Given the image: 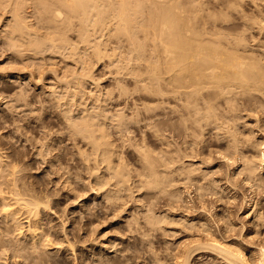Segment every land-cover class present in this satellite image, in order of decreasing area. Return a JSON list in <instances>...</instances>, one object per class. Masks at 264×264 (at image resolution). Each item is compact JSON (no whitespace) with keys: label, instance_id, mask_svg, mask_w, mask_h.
I'll list each match as a JSON object with an SVG mask.
<instances>
[{"label":"rangeland","instance_id":"obj_1","mask_svg":"<svg viewBox=\"0 0 264 264\" xmlns=\"http://www.w3.org/2000/svg\"><path fill=\"white\" fill-rule=\"evenodd\" d=\"M45 2L46 0H37V2L36 0H27V4H30L27 8V11L29 12L27 13V15L29 14L28 19H32L29 21V23L31 21L33 22L30 23V26H33L34 24L32 28L36 30V33L39 29V34L40 36H42L41 38L44 41H47L48 44L51 43L50 41L52 40H57L56 42H58V38L65 39V41L67 38L66 44L68 43L69 45L67 44L64 47L59 46V49L57 48L59 52H55V49H51V45L49 46L47 44L46 48L43 49V51L36 52L32 50L30 51L32 52L31 54L30 52H28L30 56H34L33 58L28 55L27 61H29L30 63L24 62L27 63L24 64L18 62L19 60L17 59V56H15V52H13L14 49L12 47H9L11 46L10 44H7L5 34L3 35L4 32H0V35H2L0 37V154L3 158L2 160L4 164L7 165L6 167L9 166L8 168H10L15 165L14 167L17 170L19 169L17 175H19L18 178L21 182L18 184L21 185V183H24V185L28 187V189H33L37 194H39L40 197L45 196L43 199H45L47 196L49 197L48 199L51 200V208L46 211L47 213L44 212L41 215V221H43L45 224L40 221V223L45 225V234H50H48L49 236L46 237L47 242L45 241V243H48V240L51 241L46 244L48 245V247H44V249L41 247L43 251H45L47 248L46 251L48 252L45 251V255L49 253L48 255H46L47 257H45V255L43 254L44 257L48 259L50 257H53V259L56 258L57 260L61 257V262L66 260L64 264H175L176 258L183 255L181 253L187 251V248L188 250L190 248L191 251L199 248L197 251L193 252L194 255L192 253L190 264H230L231 262L228 258L225 259H228L227 261L230 263H228L223 258L224 255H219V253L215 250L217 252L216 254V252L213 251L212 247L209 246L208 249H205V246H207L206 243H204L205 246L201 243L196 245L199 242L198 240L202 239L201 235H199V233L195 231L197 229L195 228L194 230L190 227V224H195L196 221L199 224L201 222L209 224L208 226H211L210 229L217 238L222 240L225 239V241L234 244L236 248L239 247L240 250L243 249L242 251H244V254H246L247 257L250 256L251 258L252 255L250 254L255 253L253 254V257H257L255 259L260 260V250L258 251V249L262 246L264 247V242H261L260 239L257 240V237H254L255 234L251 233L252 224L250 223L253 220L251 217L255 216V211L260 210L262 214H264V158L261 159V156L264 155V145L262 146V144H264V93L262 94V92L264 91L259 93L253 90L252 92L247 94L244 92V94L242 93L243 90L241 88V90L237 88V91L239 90V92H237L236 90L234 92V96H236V99L234 98L235 101L233 99H230V101L233 100V102L228 103V99L225 102L226 99L222 96L216 97L215 92H217V90L213 91L211 89V92L205 90L204 95H210L207 97L205 96V98L207 99L209 105H213V114H215V116L217 115L216 118L210 113H208V116H213L211 119L206 116L207 112L209 111H206V109L208 108H205L208 104L205 98L204 100L199 101V105L204 107V113L202 110V112H200L203 115L194 112L195 115L193 113L194 116L192 115V119L190 118L191 116H183V113L187 110L184 109L186 108V106L182 105L185 104L182 103V99L178 97L173 99V95L172 97L168 95V98H166L167 100L164 101L159 95H157L159 96L157 97L155 94H150V92L142 89L144 85H147L148 83L150 84V79L149 81H147V78L146 81L140 79V81L137 76H135L136 73L141 75L145 74L148 72L147 70L151 68L149 64L152 63V60L151 58L148 59L150 56L148 54L153 50L154 43L152 40L145 41L147 48L146 50L149 51H146V58L144 57L139 60L136 54L132 52V50H128L132 49V47L126 37L120 36L118 37V40L115 36H112L113 38L110 37L106 33V31L105 34H102L103 31H99L97 35L89 36L92 39H87V36H82V33L84 32H82L83 30L80 27L82 23L78 18H75V16L72 17V15L68 13V11H66L67 9L64 8V11L62 7L60 9L65 12V17L63 16L64 18L62 20L59 19L56 21V19H54L55 17L53 12L48 14V12L44 10V8H46L47 10H51L54 7L44 6ZM175 2L178 3L177 5H179V8H186H184L186 11V15L190 14L192 17L189 15L188 16L191 18L196 17V20L199 22L197 23L198 25H202L204 21L207 23L209 22L210 25L209 23L207 24V26H209L207 27V29H209L212 24H216V26L218 27L216 28V30H221L222 32L226 33L224 35V33L220 31L226 38L231 39L230 41L228 39V41L232 42L233 44L230 45V43V46L240 49V51L242 52H240L241 54H248L246 56H252V59H257V62H260L264 67V0H177ZM45 5L49 4L46 2ZM147 8L148 7H146L144 11H148L149 9ZM38 10H44V13H39L38 16ZM46 14L49 19L47 18ZM146 14L148 15V12H146ZM45 16L48 20L44 19ZM6 17L5 22H3L2 24L6 25L10 22V15H6ZM39 17L40 19H42L43 17V19L40 21ZM71 17L77 20H70L69 18ZM213 19L215 21H213ZM54 20L55 24L58 25L60 22V25H53ZM65 22L67 25H65ZM106 23L109 26L108 23L110 22L106 21ZM51 26L53 29L50 28ZM53 26H55L56 28ZM59 27L62 29H60ZM214 27L215 25H212L211 27L212 29H214L212 33L215 32ZM59 29L60 31L63 30V33H59ZM90 30L91 28H89V31ZM36 36L40 37L37 34ZM62 36L65 38H63ZM53 37H55V39ZM80 37L83 39H81ZM98 37L99 39H97ZM138 37H140L141 41L145 39L142 33L139 34ZM236 39L238 41L240 39L242 45L239 42L238 46L237 43L234 46V42L237 41ZM94 41H97L98 45H103L105 43L104 45H106L107 53L112 56L107 57L108 55H106L104 58L100 59V61H98V57H96L97 60H95L96 58L89 59L91 61H94L92 63L93 68L89 69L88 64L91 62L88 60V58H90L92 54V58L95 57V55L97 56V43H95ZM98 41H100V43ZM91 44L95 46L93 47V45ZM56 45L58 44L56 43ZM227 45L228 44H226L225 48L228 49L230 46L228 45V47ZM71 46H73L72 48H75L74 52L72 51ZM107 46L109 48H107ZM86 47H90V49ZM48 48H50L51 50ZM93 48L96 50H94ZM34 52L36 55H38L36 56ZM42 53L45 55H40ZM113 53H115V55H113ZM78 55H80L82 60L81 58H78ZM75 57L77 58L75 59ZM15 58L17 60H15ZM35 58L38 59L35 60ZM83 59L85 62L88 61L89 63H85ZM30 60H32L33 62ZM142 60L146 61L144 62ZM84 64H86L87 66ZM89 66H91V64H89ZM38 67L39 70H37ZM35 68L36 72L34 71ZM85 69L91 71L90 75H92L91 78L92 80L94 79V83L92 80V82H86L90 80L82 78L86 75L88 76V78L90 76L88 70ZM128 69L133 70L130 72ZM85 72L86 74H84ZM32 73H34L35 75L32 76ZM36 73L39 74L36 75ZM18 75L20 76V79H18ZM6 76H9L8 79L6 78ZM145 76L147 77V74ZM166 76L169 77L168 75ZM76 77L78 79H76ZM81 79H84L82 81V84ZM168 79L169 78H167V80ZM68 80L70 81L69 83H67ZM75 80L79 81L78 84H80V86L83 85L82 92L85 93L84 95L83 93L79 94L84 98L82 99V97H79L80 102H84L83 106H86V108L89 107V110L91 109L92 111L95 108L94 111L100 110V113L103 112L104 115L105 113L106 115H108L106 118V121L107 119L109 120L107 121V125L109 128L108 131H111L109 133L112 134V137L110 135V141L114 143L112 145H115L114 148H116L117 150H115V157L119 158V156L121 155L119 161L118 158L116 159L114 157V159H116V163L120 164V166L122 167L127 165L128 169L126 167L124 168L125 170H129V174H127L129 177L127 179H130V182L128 180L127 181L130 185L125 184L126 186L123 185L124 188H121V186H119V188L117 189L114 184V182L116 183V178L111 176V173L107 171L103 166L104 164L96 163L95 159L98 157V154L96 152L93 153L91 147H87L86 142L82 140V136L75 134L74 128H72L74 126L73 123L79 122L80 117L83 116V110H81L80 106H77L80 103L78 99H76L77 102L75 101L76 103H78L77 105L72 101L75 99L74 95L76 93L74 91L77 92V86H79L77 84V81ZM69 85H75L76 89H74L73 86L72 88L74 89V91H71L73 89L71 88L70 90ZM139 87H141L142 90ZM121 88H123V90L125 91H123ZM83 89L86 90L84 91ZM21 90H23L24 92H21ZM54 90L57 92H55ZM69 92H73L75 94H72L71 96ZM205 92L209 93L207 94ZM215 97L217 100L215 99ZM211 99H214V101ZM99 100L103 102L99 103ZM162 100L164 101L163 104ZM158 102L159 104H157ZM201 102H204L203 104H206V106H204ZM143 103L147 108L143 105ZM134 105L138 109L137 111L135 110L136 108L133 107ZM209 105L207 107H209ZM231 105H233V107ZM97 106H99V108ZM76 108L80 109L77 110ZM103 108L105 111L102 110ZM182 108L184 109V111ZM67 109L68 111H66ZM67 112L69 113L70 117L65 119L67 117L65 115L67 114ZM118 113L123 114L120 115ZM73 114L74 116L72 117ZM78 114H80L81 116ZM110 115L113 117H111ZM125 115H127V119L124 117ZM181 115L184 118L186 117V120L183 118L186 125L188 123L187 121H189L187 120V118L191 119L187 126L182 123V117H179ZM109 116L111 117V119ZM197 116L202 118H199ZM118 117H120V119L122 117L124 120H128L129 122L127 121L125 125V122L119 120ZM152 118L154 119L152 120ZM195 118H199L198 121L200 123H196ZM231 118H234L235 120ZM129 119H134V121H130ZM113 120H116L117 122L114 121L116 122L114 124ZM213 120L214 122H212ZM122 123L125 125V127H123L124 125H122ZM217 123L219 125H217ZM228 125H231L233 129ZM188 126H191L189 130ZM221 126H225L231 131L233 130L232 136L230 138L228 137L230 136V134L227 135L229 129L223 127V131ZM214 127L218 128L215 129ZM234 127H236V131ZM128 130H131V132H129ZM234 131L236 132V134L234 133ZM233 134L237 136V138L235 139L243 141V143L242 141L241 143L239 142V146L240 148L243 147L242 152H244L245 157L248 156L249 158H252L254 156H257L258 152L260 154L259 160L260 165L262 164L260 166L261 168L259 167L260 170H257V172L255 173L257 175H253V178H251V181L249 182L246 172H241L243 169L242 164L244 162L242 161L244 156L242 153L239 152L242 155H240L239 153L235 155L237 161L235 159H231L232 162L231 160L229 162H227V160L225 161V156L233 152V148L230 147L233 146V144L228 143V140L230 142L232 137H236ZM79 136H81V138ZM162 138L163 140H161ZM247 138L248 140H253V143H258L259 141L261 143V146L258 145L259 150H255L256 148L251 146V144H253L252 141H247L248 143H251L249 146V144L246 142ZM244 143H247L246 145H248V147ZM141 144H144V146L146 147ZM245 147L247 149L244 150ZM142 148L144 150L146 149L147 151H145L147 153H150L151 155L153 154V157L157 155L158 159L157 157L156 159L158 164L161 162V158L162 160L164 158L167 159L165 160V162L163 161L164 163L161 162V164H164H162L163 166H161V164H159L160 166L157 164V169L155 170L159 169L156 172L160 173L165 171V174L163 173L164 176L162 173V176L160 174L158 175V177L161 176V180L164 179L163 181H165L167 180V178H171V182L168 183V186H165L168 189L164 188L165 190H163V188H158L159 190H156L155 187L149 185L146 177L147 179L151 178L152 180V176L149 177L150 175L146 173L147 171H149L147 170L148 167L146 168L147 165L149 166V163L145 156L143 159L142 153L145 155L146 152L144 153V150ZM227 148L229 150H227ZM111 149H113V147ZM140 149L143 150L142 153ZM162 151L164 154H169V156H171V159L173 158L171 160L172 165L170 163L168 165L166 164V161L169 160L167 157L169 156L163 154L162 157ZM168 151L170 153H168ZM154 152L156 155H154ZM224 153H226V155ZM94 155L97 157H94ZM85 157L87 158L85 159ZM92 157L94 159H92ZM240 157L242 158V160ZM91 159L94 162L91 161ZM120 160H124V164L126 165H122ZM88 161H91V163H88ZM145 163L148 164L145 165ZM164 166H166V169L168 170L164 169ZM192 170L193 172L195 170L193 175H191ZM95 171H98L99 174L96 173L95 175ZM125 172L127 173V171ZM185 172H187V174ZM166 173L168 175L170 174L169 177L165 176L167 175ZM93 174L95 176H103V178L105 176L104 179L113 178L112 180L114 182L109 179L110 181L108 180L109 182L107 181V184L104 185L107 188L104 186H98L95 184V176ZM141 174L143 175L141 176ZM146 174L148 176H146ZM143 176L145 178L142 179L141 177ZM162 177L164 178L162 179ZM204 177L206 180L204 179ZM140 178L142 180H140ZM141 181L143 182L141 183ZM146 181L148 183H146ZM169 181L170 179L167 180V182ZM110 182L111 186L109 184ZM145 183L149 185V188ZM172 183L173 185L171 186ZM142 184L143 186H141ZM213 185L216 188H214ZM202 186L205 190L202 188ZM111 187H115L117 190L114 191L115 188L112 189ZM150 187L152 188L150 189ZM260 187H262V189ZM110 188L111 195L113 197H117L120 195L119 198L117 197L113 199V197H109V195L106 196ZM196 188H201L200 190H203L199 191V189L197 190ZM119 189L121 190L120 193ZM167 190H169L170 192ZM198 191L199 193L201 192L202 195H200ZM114 194H116L117 196H114ZM110 201H112V203ZM255 207H257L258 209ZM251 213L252 215H250ZM20 214H18L19 217L18 223L15 225L16 228H14V226L12 227L13 233L11 234V236L14 240H17V238L21 236L18 229L19 227L20 229L22 227V231L20 232L24 233H22V237L20 239H23L21 241H26L25 236L28 235L26 233L29 232V228L32 227L34 229V225L30 224L26 215H23L22 213ZM147 216H149L150 219ZM151 216L153 218L157 216L160 217V219H157V217L156 220L151 219ZM228 216L231 217L232 220ZM0 218V221L2 222V216H0ZM161 218H163L162 222ZM168 218H171V220H173L168 221ZM135 220H137V222ZM150 220H152L153 222H157L158 220H160V222H157V226V223H154V226L153 222ZM179 220L190 224L186 227L187 224L183 225V223L181 222L180 225ZM188 220L189 222H187ZM149 221L152 223H150ZM177 221L179 222L178 225L177 223H175ZM62 222H64V224H62ZM167 222H170L171 224ZM151 224L153 227L151 226ZM160 224L161 226H159ZM63 226L65 229L63 228ZM188 227L192 230L190 231ZM23 229H25V231ZM186 229L189 230L187 231ZM15 230H18V232ZM26 230L28 232H26ZM258 231L259 234H262L261 236L264 240V227H260ZM198 235L200 236L199 239ZM67 238L70 241L76 243L74 244L73 249L64 248L67 245V243H64V240L66 242ZM200 242L205 241L204 239H202ZM62 244H64V246H62ZM238 244L240 246H238ZM199 245H202V247L204 248H200ZM59 246L62 248L58 254V252L56 253V250ZM196 246L198 248H196ZM54 252L56 253V256H54ZM57 255H59L58 258ZM3 258L5 259V257ZM4 259H0V264L4 262ZM99 261L101 263H97ZM13 263L14 261L10 262V264Z\"/></svg>","mask_w":264,"mask_h":264},{"label":"bare ground","instance_id":"obj_2","mask_svg":"<svg viewBox=\"0 0 264 264\" xmlns=\"http://www.w3.org/2000/svg\"><path fill=\"white\" fill-rule=\"evenodd\" d=\"M29 1V0H28ZM43 1V0H42ZM177 1V0H175ZM174 0H46V2L49 4V5H45L44 6H52L54 7L53 9H46L44 8V10H46L49 13H52L54 14V19L57 20H62L65 16H64V13L62 11V8H66L68 11V13H70L72 15V17L75 16V18H78L79 21L82 23L81 24V28H82V33L83 35L82 36H87L85 38L89 39L91 35H97V33L100 31L103 33L102 34H105V31L106 33L112 37V36H115L117 39L118 37L120 36H123V37H126L128 39V41L130 42L129 44L131 45L132 49H128L129 51L132 50L133 53L136 54V56L138 57L139 60H141L142 58H146V51H149V50H146V42L147 40L149 41H153L154 43V46H153V50L151 51V53H149L148 55L150 59L152 60V63L149 64V66H151L150 69H148L147 71H143V72H147L145 74H137L135 76H137V78L140 80V79H143L144 81H146V78L148 79L147 81H149L150 79V84L148 83L147 85H144V87L142 89L153 93L155 94L156 96L159 95L161 97V99H163L164 101L167 100L166 98H168V95H170L172 97V95L174 97H172L173 99L178 97L180 99H182V103H185V104H182V105H185L187 111H185L183 113V116H191L190 118L192 119V117L195 115V113H200L204 110V107H202L200 104V100H204L205 96H210V95H204V91L208 90V91H216L215 94H216V97L217 96H222L223 98H225V102L227 101V99L229 100L228 103L230 102H233L234 98L236 96H234V92L235 90L237 91V88H239V90H243L242 93H250L252 92L253 90H255V92H259L261 93L262 91H264V67L261 65V63L257 62V59L255 60V58L252 59V56H246L248 54H241L242 52L240 51V49H238L237 47H233V46H230V45H233L232 42H229L231 39L229 38H226L224 35L226 33L222 32L221 30H216V28H218L216 26V24H212L213 26L215 25V32L212 33L214 31V29H212V25L209 29H212V30H209L207 29V22L204 21V23L201 25H198L197 23H199L197 20H196V17L195 18H191L192 16L190 14H187L186 15V11L184 8H179V5H177L178 3H176ZM37 2V0H36ZM39 2V1H38ZM175 2V3H174ZM182 3V2H181ZM31 4V2H30ZM30 4H27V0H0V32H4L3 35L5 34V39L7 41V44H10L11 46L9 47H12L14 49H12L13 52H15V56H17V59L19 60L18 62H21V63H24V62H29L27 61L28 60V55L30 51H36V52H40V51H43V49L46 48V45L48 44L47 41H44L40 36V31L38 29L37 33L35 32L36 30L33 29L32 27L33 26L31 25L30 26V23H33L32 21L29 23L30 20L32 19H28V15L27 13H29L27 11V8L29 7ZM37 4V3H36ZM41 5V4H40ZM43 5V4H42ZM32 7V6H30ZM143 7H148L147 9H149L148 11H144L145 8ZM36 8V7H35ZM51 8V7H50ZM143 8V9H142ZM34 9V8H33ZM40 9V8H39ZM42 9V8H41ZM30 10V9H29ZM43 10V11H44ZM37 11V10H36ZM39 11V10H38ZM42 10H40L38 12V16H39V13L42 14L43 12ZM65 11V9H64ZM145 13H144V12ZM34 12V11H33ZM146 12H148V15L146 14ZM44 13V12H43ZM188 13V12H187ZM10 15L11 17V20L9 23H7L6 25L5 24H2L3 22H5V19L7 18L6 15ZM35 14V13H34ZM67 14V13H66ZM65 14V15H66ZM147 17H146V15ZM45 15V14H43ZM191 17H189V16ZM42 16V15H41ZM40 16V17H41ZM47 16V14H46ZM44 19H47V18ZM64 16V17H63ZM6 17V18H5ZM9 17V16H8ZM39 17V19H40ZM71 17V18H72ZM37 18V17H36ZM35 18V19H36ZM68 18V17H67ZM69 18L70 20H73L74 18ZM43 19V17H42ZM40 19V21L42 20ZM49 19V18H48ZM47 19V20H48ZM215 19V18H214ZM213 19V21H215ZM65 20H68V19H65ZM63 20V21H65ZM74 20H77V19H74ZM73 20V21H74ZM196 20V21H195ZM263 20V19H262ZM46 21V20H45ZM51 21V20H50ZM49 21V22H50ZM106 21H109L110 23L109 26L107 25ZM211 21V20H210ZM44 22V20H43ZM47 22V21H46ZM72 22V21H70ZM58 23V22H57ZM214 23V22H213ZM261 23V22H260ZM52 24V23H51ZM50 24V25H51ZM62 24V23H61ZM73 24V23H72ZM206 24V25H205ZM53 25H60V22L59 24H55V20L53 22ZM64 25V24H63ZM65 25L66 22H65ZM68 25H69V22H68ZM71 25V23H70ZM80 25V24H79ZM83 25V27H82ZM210 25V23H209ZM259 25V23H258ZM262 26V25H261ZM8 27V28H7ZM37 27V26H36ZM55 27V26H53ZM62 27V26H61ZM63 27H66V26H63ZM68 27V26H67ZM70 27V26H69ZM38 28V27H37ZM49 28V27H47ZM52 28V26L50 27ZM56 28V27H55ZM60 28V27H59ZM73 28V27H72ZM89 28H91V30L89 31ZM263 28V27H262ZM53 29V28H52ZM62 29V28H60ZM59 29V33H63V30L60 31ZM65 29V28H64ZM68 30V29H67ZM81 31V30H79ZM224 33V35L221 33ZM57 32V33H58ZM65 32V31H64ZM43 33V32H41ZM50 33V32H49ZM53 33V32H52ZM51 33V34H52ZM66 33V32H65ZM86 33V34H85ZM143 34L144 35V40H140V37H138L139 34ZM2 34V33H1ZM39 35L40 37H37L36 36ZM56 34V33H55ZM81 34V33H80ZM53 35V34H52ZM57 35V34H56ZM59 35V34H58ZM66 35V34H65ZM239 35V34H238ZM2 35H0L1 37ZM50 36V35H49ZM67 36V35H66ZM92 36V37H93ZM107 36V35H106ZM227 36V35H226ZM230 36V34H229ZM56 37V36H55ZM55 37H53L55 39ZM60 37V36H59ZM63 37V36H62ZM109 37V38H110ZM3 38V37H2ZM65 38V37H63ZM81 38V37H80ZM94 38V37H93ZM104 38V37H103ZM107 38V37H106ZM113 38V37H112ZM122 38V37H121ZM244 38V37H243ZM4 39V40H5ZM51 39V38H50ZM83 39V38H81ZM92 39V38H90ZM95 39V38H94ZM99 39V37L97 38ZM111 39V38H110ZM124 39V38H123ZM142 39V38H141ZM229 39V41H228ZM234 39V38H233ZM232 39V40H233ZM52 40V39H51ZM86 40V39H85ZM105 40V39H104ZM108 40V39H106ZM119 40V39H118ZM121 40V39H120ZM237 40V39H236ZM235 40V41H236ZM3 41V40H2ZM49 41V40H48ZM57 40H52L50 41L51 43H49L48 45L50 46V48L52 49H55L54 51L55 52H59V50H57V48L59 49V46L60 47H64L66 44V41H67V38H66V41L65 39H59L58 38V42H56ZM83 41V40H82ZM89 41V40H88ZM88 41H85V42H88ZM58 45H56V43ZM84 42V41H83ZM91 42V40H90ZM95 42V41H94ZM100 43V41H98ZM102 42V41H101ZM104 42V41H103ZM106 42V41H105ZM109 42V41H108ZM107 42V43H108ZM240 42V39L239 41L237 40L236 42H234V46L236 45L237 43V46H238V43ZM244 42V41H243ZM97 43V41L95 42ZM122 43V42H121ZM148 43V42H147ZM231 43V44H230ZM241 43V42H240ZM6 44V43H5ZM6 44V45H7ZM105 44V43H104ZM103 44V45H104ZM127 44V43H126ZM226 44H230L228 47L231 48V49H227L225 48L226 47ZM69 45V44H68ZM85 45H90V44H85ZM93 45V44H91ZM98 45L97 43V56L95 55V57H91L88 58L89 59H95L96 57H98V61H100V59L104 58L106 55H108L107 57L109 56H112L110 54L107 53V49H106V45ZM150 45V44H149ZM240 45V44H239ZM242 45V43H241ZM48 46V47H49ZM95 45H93L94 47ZM102 46V47H101ZM245 46V45H244ZM249 46V45H248ZM73 46H71L72 48ZM242 47V46H241ZM48 48V49H50ZM86 48H89L90 47H86ZM107 48H109L107 46ZM47 49V51H48ZM50 49V50H51ZM65 49V48H64ZM88 49V50H89ZM94 49V48H93ZM117 49V48H116ZM115 49V50H116ZM75 48H72V51L74 52ZM96 50V49H94ZM113 50V49H112ZM45 51V50H44ZM111 51V50H109ZM108 51V52H109ZM114 51V50H113ZM245 51V50H244ZM52 52V51H51ZM62 52V51H61ZM71 52V51H70ZM116 52V51H115ZM241 52V53H240ZM32 52H30L31 54ZM46 53V52H44ZM54 53V52H53ZM72 53V52H71ZM107 53V54H106ZM132 53V54H133ZM35 54V52H34ZM36 55V54H35ZM38 55V54H37ZM36 55V56H37ZM40 55H45V54H40ZM72 55V54H70ZM113 55H115V53H113ZM134 55V54H133ZM132 55V56H133ZM147 55V56H148ZM14 56V57H15ZM30 56V55H29ZM79 57L78 58H81L80 55H78ZM254 56V55H253ZM30 57H33L34 56H30ZM29 57V58H30ZM71 57V56H70ZM116 57V56H115ZM114 57V58H115ZM77 57H75L76 59ZM113 58V57H112ZM15 58V60H17ZM32 59V58H31ZM38 59V58H35V60ZM74 59V58H72ZM137 59V58H136ZM82 60V58H81ZM87 60V59H86ZM97 60V58L95 59ZM110 60V58H109ZM147 60V59H146ZM146 60H142V61H146ZM32 61V60H30ZM79 61V60H78ZM84 61V59H83ZM91 63H89L88 61H86L87 63L91 64V66H89L88 64V68L89 69H92L93 66H92V63L94 61H91L89 60ZM134 61V59H133ZM261 61V60H260ZM33 62V61H32ZM85 62V61H84ZM85 62V63H86ZM112 62V61H111ZM138 62V61H137ZM147 62H151V61H147ZM30 63V62H29ZM116 63V62H115ZM114 63V64H115ZM140 63V62H139ZM16 64V63H15ZM24 64H27V63H24ZM118 64V63H117ZM148 64V63H147ZM29 65V64H28ZM28 65H25V66H28ZM86 65V64H84ZM94 65V64H93ZM31 66H32V63H31ZM87 66V65H86ZM113 66V65H111ZM127 66V65H126ZM30 67V66H29ZM91 67V68H90ZM147 67V66H146ZM28 68V67H27ZM86 68V67H85ZM118 68V67H117ZM32 69V68H31ZM34 69V68H33ZM41 69V68H40ZM135 69V68H134ZM137 69V68H136ZM39 70V67L38 69ZM85 70H88V69H85ZM118 70V69H117ZM130 72L133 70H130L128 69ZM138 70V69H137ZM137 70H134V71H137ZM150 70V71H149ZM36 72V68L34 70ZM33 71V72H34ZM142 71V70H141ZM140 71V72H141ZM34 72V73H35ZM40 72V71H39ZM89 75H90V72L89 71ZM34 73H32V76L35 75ZM41 73V72H40ZM93 73V71H92ZM133 73V72H132ZM149 73V75H148ZM39 73H36V75H38ZM86 74V72L84 73ZM147 74V77L145 76ZM134 75V74H133ZM166 75H168L169 77H167ZM83 76V75H82ZM144 76H145V79H144ZM9 76H6V78L8 79ZM17 77V76H16ZM78 77H81V76H78ZM92 75L88 76L86 75L85 77L83 76L82 78L84 79H88L90 81H86V82H92ZM169 78L167 80V78ZM91 78V79H90ZM18 79H20V76L18 75ZM76 79H78L76 77ZM83 79V80H84ZM81 79V84H82V81ZM92 80V81H91ZM136 80V79H135ZM74 81V80H73ZM77 81V80H75ZM141 81V80H140ZM70 81L68 80L67 83H69ZM79 83V81H77V84ZM94 83V81H93ZM96 83V81H95ZM73 84V83H72ZM84 84V83H83ZM79 86H77V92L74 91V89H76V86L73 85H69L70 86V90L71 88L73 90L71 91H74L75 93H70L71 96L72 94H75V99L72 100L74 103L77 102L76 99H78V101L80 102V99L79 97L82 99L83 96H80L79 94H82L84 95L85 92H82V88H83V85L80 86V84H78ZM142 85V86H143ZM85 87V86H84ZM141 89V87H139ZM241 88V89H240ZM123 90V88H121ZM126 89V88H125ZM141 89V90H142ZM210 89V90H209ZM212 89V90H211ZM84 90V89H83ZM86 90V89H85ZM84 90V91H85ZM128 90V89H127ZM126 90V91H127ZM139 90V89H138ZM143 90V92H144ZM239 90L237 92H239ZM23 90H21L22 92ZM55 91V90H54ZM53 91V92H54ZM125 91V90H123ZM18 92V91H17ZM20 92V91H19ZM24 92V91H23ZM57 92V91H55ZM81 92V93H80ZM129 92V91H128ZM236 92V93H237ZM124 93V92H123ZM207 93V92H205ZM209 93V92H208ZM207 93V94H208ZM214 93V92H213ZM212 93V94H213ZM244 93V94H245ZM254 93V92H253ZM252 93V94H253ZM264 92H262L263 94ZM18 94H21V93H18ZM23 94V93H22ZM55 94V93H54ZM128 94V93H127ZM211 94V95H212ZM214 94V95H215ZM238 94V93H237ZM241 94V93H240ZM86 95V94H85ZM236 95V94H235ZM260 95V94H259ZM73 96V97H74ZM153 96V95H152ZM157 96V97H159ZM180 96V97H179ZM183 96V97H182ZM234 96V97H233ZM251 96V94H250ZM255 96V95H254ZM85 97V96H84ZM215 97V99H216ZM67 98V97H66ZM156 98V97H155ZM170 98V97H169ZM242 98V97H241ZM262 98V97H261ZM72 99V98H71ZM81 99V100H82ZM160 99V100H161ZM230 99H233L230 101ZM236 99V98H235ZM253 99V98H251ZM69 100V99H68ZM67 100V102H68ZM162 100V104H163V101ZM170 100V99H169ZM179 100V99H178ZM206 102H207V99L205 98ZM214 101V99H211ZM217 100V99H216ZM24 101V100H23ZM71 101V102H72ZM76 101V102H75ZM86 101V100H85ZM224 101V100H223ZM235 101V100H234ZM25 102V101H24ZM66 102V101H65ZM66 102V103H67ZM100 102H103V101H100L99 100V103ZM161 102V101H160ZM168 102V101H166ZM165 102V104H166ZM220 102V101H219ZM70 103V102H69ZM68 103V104H69ZM107 103V102H106ZM170 103V102H169ZM202 103V102H201ZM204 103V102H203ZM202 103V104H203ZM208 103V102H207ZM235 103V102H234ZM78 103H76L77 105ZM84 102H80L77 106H80L81 107V110H83V116L80 117L79 119V122H75L73 123L74 126L72 128H74V131H75V134H78V135H81L82 136V140H84L86 142V146L88 147H91L92 149V152H96L98 154V157L94 155V157H97L95 159L96 163L97 164H104L103 166L106 168L107 171H109L111 173V176L112 177H115L116 178V183L112 180V182H114L115 186L117 187V189L119 188V186H121V188L125 185V184H128V181L130 182V179H127L129 176L127 174L129 170H127V165L124 164V160L120 162L122 163V165H126L124 167H126L127 169L125 170L124 167L120 166V164L116 163V159L118 157H115L116 156V148L115 145H112L114 143H112L110 141V135L112 137V134H110L109 132L111 131H108V123L107 121H109L107 119L106 121V118L108 115H105L102 113H100V110L99 111H93L90 109L89 110V107L86 108V106L84 107L83 106ZM87 104V103H86ZM103 104V103H101ZM159 104V102L157 103ZM156 104V105H157ZM164 104V105H165ZM176 104V103H175ZM223 104V103H222ZM237 104V103H236ZM144 105V103H143ZM180 105V104H179ZM204 105V104H203ZM209 105V103L207 104V106ZM211 105V106H210ZM209 107L206 106V104L204 106H206L205 108H208L206 109V111L208 110L209 112H207V117H209V119H211L212 117L208 116V113H210L211 115H214L213 114V111H214V107H212L213 105L210 104ZM100 106V105H99ZM99 106H97L99 108ZM104 106V105H103ZM101 106V107H103ZM107 106V105H106ZM145 106V105H144ZM150 106V105H149ZM148 106V107H149ZM159 106V105H158ZM229 106V105H228ZM233 107V105H231ZM68 107V106H67ZM135 107V105L133 106ZM139 107V106H138ZM146 107V106H145ZM144 107V108H145ZM155 107V105H154ZM163 107V106H162ZM177 107V106H176ZM203 109H201V108ZM227 107V106H226ZM69 108V107H68ZM72 108V107H71ZM70 108V109H71ZM136 108V107H135ZM147 108V107H146ZM150 108V107H149ZM160 108V107H159ZM164 108V107H163ZM238 108V107H237ZM77 110H79L78 108H76ZM97 109V108H96ZM101 109V108H100ZM141 109V108H140ZM154 109V108H153ZM157 109V108H156ZM183 109V108H182ZM183 109V111H184ZM228 109V108H227ZM236 109V108H235ZM234 109V110H235ZM103 111L104 108L102 109ZM136 111L138 110L137 108L135 109ZM134 110V111H135ZM147 110V109H145ZM144 110V111H145ZM152 110V109H151ZM202 110V111H201ZM229 110V109H228ZM233 110V109H232ZM68 111V109L66 110ZM71 111V110H70ZM69 111V112H70ZM76 111V110H75ZM174 111V110H173ZM172 111V112H173ZM182 111V110H181ZM205 111V113H206ZM73 112V111H72ZM147 112V111H146ZM195 112V113H194ZM79 113V112H78ZM151 113V112H150ZM166 113V112H165ZM194 113V115H193ZM204 113V111H203ZM67 114L69 115V113L67 112ZM67 114H65L67 118L70 117V115L68 116ZM72 114V113H71ZM81 114V113H80ZM78 114V115H80ZM118 114H123V113H118ZM135 114V113H134ZM177 114V113H176ZM77 115V116H78ZM148 115V114H147ZM157 115V114H156ZM155 115V116H156ZM193 115V116H192ZM199 115V114H197ZM200 115H203L202 113H200ZM64 116V115H63ZM74 116V114L72 115V117ZM81 116V115H80ZM111 116V115H110ZM109 116V117H110ZM118 116V115H117ZM116 116V117H117ZM127 115H125L124 117L126 118ZM136 116V115H135ZM177 116V115H176ZM182 115L179 116V117H182L181 120H183V117ZM205 116V115H204ZM217 116V115H216ZM215 116V118H216ZM102 117V118H101ZM108 117V118H109ZM113 117V116H111ZM110 117V119H111ZM123 117V115H122ZM121 117H118L119 120H122L124 121L125 125H126V122L128 120H124L123 118ZM133 117V116H132ZM140 117V116H139ZM158 117V116H157ZM199 117V116H197ZM196 117V118H197ZM78 118V117H76ZM138 118V117H137ZM161 118V117H160ZM186 118V117H185ZM184 118V119H185ZM190 118H187V120H191ZM195 118V119H196ZM199 118H202V117H199ZM198 119H193L196 121V123H200ZM117 119V118H116ZM127 119V118H126ZM135 119V118H134ZM134 119L130 120V121H134ZM154 118H152L153 120ZM180 119V118H179ZM231 119H234V118H231ZM72 120V119H71ZM70 120V121H71ZM77 120V119H76ZM150 120V119H149ZM177 120V118H176ZM186 120V119H185ZM192 120V121H193ZM203 120V119H201ZM218 120V119H216ZM215 120V121H216ZM235 120V119H234ZM66 121V120H65ZM69 121V119H68ZM116 121V120H113V122ZM179 121V120H178ZM189 121H187L189 123ZM208 121V119H207ZM233 121V120H232ZM72 122V121H71ZM112 122V123H113ZM117 122V121H116ZM114 122V124L116 123ZM121 122V121H119ZM129 122V121H128ZM182 122V121H181ZM180 122V123H181ZM185 121L183 120L182 123H184ZM205 122V120H204ZM203 122V123H204ZM214 122V120L212 121ZM69 123V122H68ZM151 123V122H150ZM155 123V122H154ZM166 123V122H165ZM187 123V125H188ZM194 123V122H193ZM70 124V123H69ZM71 124V125H73ZM122 123V125H124ZM134 124V123H133ZM136 124V123H135ZM157 124V123H156ZM178 124V123H177ZM219 124H220V121H219ZM217 123V125H219ZM226 124V123H224ZM67 125V124H66ZM111 125V124H110ZM125 125L123 127H125ZM159 125V124H158ZM163 125V124H162ZM184 125H186V123H184ZM183 125V126H184ZM186 125V126H187ZM190 125V124H189ZM194 125V124H193ZM216 125V124H215ZM216 125V126H217ZM222 125V124H221ZM70 126V125H69ZM114 126H117V125H114ZM174 126V125H173ZM192 126V125H191ZM190 126V127H191ZM206 126V125H205ZM229 127H231V125H228ZM234 126V125H233ZM71 127V126H70ZM110 127V126H109ZM121 127V126H120ZM154 127V126H153ZM157 127V126H156ZM181 127V126H180ZM190 127L188 126V130L190 129ZM201 127V126H200ZM222 127V126H221ZM219 127V128H221ZM225 127V126H223ZM222 127L223 131H224V128ZM116 128V127H115ZM129 128V127H128ZM131 128V127H130ZM158 128V127H157ZM215 128V127H214ZM218 128V127H216ZM215 128V129H216ZM226 128V127H225ZM232 128V127H231ZM235 128V131H236V127ZM120 129V128H119ZM122 129V128H121ZM124 129V128H123ZM201 129V128H200ZM203 129V128H202ZM226 129H229V128H226ZM233 129V128H232ZM73 130V129H72ZM117 130V129H116ZM185 130V129H184ZM187 130V129H186ZM219 130V129H217ZM126 131V130H125ZM129 132H131V130H128ZM127 131V132H128ZM159 131V130H158ZM227 131V130H226ZM234 131V133L236 134V132ZM121 132V131H120ZM176 132V131H175ZM188 132V131H187ZM204 132V131H203ZM219 132V131H218ZM221 132V131H220ZM126 133V132H125ZM153 133V132H152ZM157 133V132H156ZM178 133V132H177ZM197 133V132H196ZM215 133V132H213ZM224 133V132H223ZM232 133H233V130L231 131L230 129L228 130V134H230V136H228L229 138L232 136ZM201 134V133H200ZM217 134V133H216ZM226 134V133H225ZM121 135V134H120ZM225 135V136H227ZM234 135V134H233ZM238 135V134H237ZM81 136H79L81 138ZM163 136V135H162ZM184 136V135H183ZM187 136V135H186ZM199 136V135H198ZM224 136V137H225ZM236 136V135H234ZM121 137V136H120ZM123 137V135H122ZM132 137V136H131ZM185 137V136H184ZM219 137V136H218ZM239 137V136H238ZM130 138V137H129ZM144 138V137H143ZM196 138V137H195ZM223 138V137H222ZM237 138L236 137H232L231 141L229 142L228 140V143L229 144H233V146H230L233 148V152H231V154H227L228 152L224 153L226 156H225V161L227 160V162H229L231 159H235L236 160V157L235 155L238 154L239 152L242 153L244 155V152H242V148H240L239 146V142L241 143L242 140H238V139H235ZM122 139V138H120ZM131 139V138H130ZM160 139V138H159ZM227 139V138H226ZM240 139V138H239ZM246 139V138H245ZM256 139V138H255ZM136 140V139H135ZM163 140V138L161 139ZM183 140V139H182ZM198 140V138H197ZM195 140V141H197ZM200 140V139H199ZM204 140V139H203ZM217 140V139H216ZM222 140H225V139H222ZM221 140V141H222ZM128 141V140H127ZM143 141V140H142ZM245 141V140H244ZM247 141H252L253 143V140H246ZM130 142V141H129ZM164 142H167V141H164ZM248 143L249 146L251 143ZM243 143V141H242ZM246 143V144H247ZM258 143H260L258 141ZM256 142H254L253 144H251L252 147L256 148L255 150H257L259 147L258 145L261 146V143L258 144ZM264 143V142H263ZM245 144V143H244ZM245 144V145H246ZM144 146V144H141ZM227 145V144H226ZM241 145V144H240ZM244 145V146H245ZM264 144H262L263 146ZM171 146V145H170ZM169 146V147H170ZM229 146V145H228ZM243 146V144H242ZM248 147V145H246ZM113 147V149H111ZM138 147V146H137ZM146 147V146H144ZM168 147V148H169ZM250 148V147H249ZM262 148V147H261ZM260 148V149H261ZM143 149V148H142ZM141 150V153L143 152V150ZM247 149L246 147L244 148V150ZM251 150H253L252 148H250ZM82 150V149H81ZM116 150V151H115ZM146 150V149H145ZM144 150V153L147 151ZM170 150V149H169ZM227 150H229L227 148ZM243 150V151H244ZM259 150V149H258ZM200 151V150H198ZM224 151V150H223ZM254 151V150H253ZM84 152V151H83ZM151 152V151H149ZM160 152V151H159ZM167 152V151H166ZM258 152V151H257ZM263 152V151H262ZM153 153V152H151ZM161 153V152H160ZM168 153H170L168 151ZM233 153V154H232ZM239 153V154H240ZM260 153H261V150H260ZM96 154V155H97ZM163 151H162V157H163ZM166 154V153H165ZM164 154V155H165ZM174 154V153H173ZM240 154V155H242ZM92 155V154H91ZM119 155V154H118ZM117 155V156H118ZM140 155V154H139ZM143 155V159H144V156L145 158L147 159L148 163H149V166L147 165L146 168L148 167L146 173H148V175H150L149 177L152 176V180L151 178L150 181L149 179H147L146 177V180L149 182V185L152 186V187H155V189L157 190L158 188H163V190H165L164 188H166L165 186L167 185L168 186V183L171 182V178L169 177V175H165L169 178H167V180L170 179L169 182H167V180L163 181L164 177H162L163 180H161V176L162 174L165 172H156L158 170H155L157 169V155L155 154L154 152V156L153 157V154L151 155L150 153H145V155L142 153ZM159 155V154H158ZM167 156H169V154H166ZM180 155V154H179ZM256 155V153H255ZM259 152L257 153V156H254L252 158H249L248 156L245 157V155L243 156V160L241 158L243 162L242 166H243V169L241 172L247 174V178H248V182L251 181V178H253V175H257L255 174L257 172V170L259 171V167L262 165H260V160H259ZM85 156V155H83ZM121 156V155H120ZM120 156L118 158V161L120 159ZM141 156V155H140ZM160 156V155H159ZM166 156V157H167ZM264 155H262L261 159H263ZM88 157V156H87ZM85 157V159L87 158ZM91 157V156H90ZM114 157L116 159H114ZM157 157V159H156ZM165 157V156H164ZM171 156L167 157L169 160L166 161V164L168 165L169 163L171 164V159L170 158ZM239 157V156H237ZM142 158V157H141ZM161 158V157H159ZM239 158V160H240ZM2 156L0 154V216H2V222L0 221V259H4L3 257H5L4 259V262L2 264H10V262H13V264H64L66 262L63 261L61 262L62 258L60 259H56L53 257H50L49 259L48 258H45L47 257L46 254L45 255V251H43L41 249V247L44 249V247H48V244L49 241L48 240V243H45L46 241V237H48L50 234L47 233L45 234L44 232V227H45V223L43 221H41V215L42 213L46 212L47 210H49L51 207H50V202L51 200L48 199L49 197L46 196L45 199H43L45 196H39V194H37L33 189H28V187H26L24 185V183H20L21 181H19V178L17 175L18 174V170L14 167L15 165H13L12 167L8 168L6 167L7 165L4 164L3 160H2ZM90 159V158H89ZM88 159V160H89ZM92 159H94L92 157ZM91 159V161H93ZM179 159V158H178ZM178 159H177V162H178ZM165 160H167L166 158H164L162 160V158L160 159L161 162H165ZM175 160V159H174ZM181 160V159H180ZM224 160V159H223ZM231 160V162H232ZM238 160V161H239ZM91 161H88V163H91ZM159 161V162H160ZM196 161V160H195ZM237 161V160H236ZM259 161V163H258ZM94 162V161H93ZM144 162V160H143ZM142 162V163H143ZM161 162L159 164H161ZM163 162V163H164ZM173 162V161H172ZM262 162V161H261ZM141 163V162H140ZM148 163H145L148 164ZM162 163V164H163ZM234 163V162H233ZM158 164V165H159ZM161 164V166H163ZM174 164V163H173ZM176 164V162H175ZM231 164V163H230ZM166 165V166H167ZM172 165V164H171ZM185 165V164H184ZM156 166V168H155ZM160 166V165H159ZM158 166V168H159ZM166 166H164V169H166ZM237 166V165H236ZM90 167V166H89ZM88 167V168H89ZM96 167V166H94ZM143 167V165H142ZM168 167V166H167ZM173 167V166H171ZM177 167V166H176ZM189 167V165H188ZM193 167V166H192ZM18 168V167H17ZM124 168V169H123ZM145 168V167H144ZM162 168V167H161ZM242 168V167H241ZM261 168V167H260ZM9 169V170H8ZM93 169V168H92ZM188 169V168H187ZM193 169V168H192ZM240 169V168H239ZM263 169V167H262ZM168 170V169H166ZM170 170V169H169ZM186 170V169H185ZM190 170V169H189ZM219 170V169H218ZM127 171V173L125 172ZM135 171V170H134ZM162 171V170H161ZM172 171V170H171ZM183 171V170H182ZM92 172V171H91ZM94 172V171H93ZM131 172V171H130ZM137 172V171H136ZM143 172V171H142ZM150 172V173H149ZM179 172V171H178ZM193 175L194 172L193 170L191 171ZM190 172V173H191ZM198 172V171H197ZM238 172V171H237ZM99 174L98 171H95V175ZM145 173V172H144ZM180 173V172H179ZM187 174V172H185ZM190 173H189V176H190ZM214 173V172H213ZM219 173V172H218ZM240 173V171H239ZM238 173V174H239ZM242 173V174H243ZM93 174V175H94ZM161 175L160 177H158V175ZM165 174V173H164ZM163 174V176H164ZM197 174V173H196ZM245 174V175H246ZM94 175V176H95ZM109 175V174H108ZM143 174H141L142 176ZM146 174V176H148ZM201 175V174H200ZM241 175V174H240ZM244 175V176H245ZM140 176V174H139ZM145 176V175H144ZM141 177L142 179L145 178V177ZM185 176V175H184ZM197 176V175H196ZM182 177V175H181ZM198 177V176H197ZM211 177V176H210ZM246 177V176H245ZM105 178V176H104ZM103 176H100V175H97L95 176V179L93 177V179L95 180V184L98 185V186H104L105 184H107V181L109 180L108 178L107 179H104ZM140 178V180H142ZM188 178H191V177H188ZM196 178V177H195ZM166 179V178H165ZM186 179V178H185ZM205 179V177H204ZM246 179V178H245ZM250 179V180H249ZM109 180V181H110ZM128 180V181H127ZM132 180V179H131ZM145 180V179H144ZM173 180V179H172ZM188 180H191V179H188ZM206 180V179H205ZM204 180V181H205ZM108 181V182H109ZM146 181V183H148ZM186 181V180H185ZM247 181V180H246ZM245 181V182H246ZM261 181V180H260ZM143 181H141L142 183ZM173 182V181H172ZM247 182V183H248ZM145 183V184H146ZM203 183V182H202ZM257 183V182H255ZM110 186H111V182L109 183ZM113 184V183H112ZM144 184V185H145ZM201 184V183H200ZM215 184V183H213ZM130 185V184H128ZM127 185V186H128ZM147 185V184H146ZM149 185L148 188H149ZM173 185V183L171 184V186ZM211 185V183H210ZM108 186V187H110ZM113 186V185H112ZM126 186V185H125ZM143 186V184L141 185ZM214 186V185H213ZM250 186V185H249ZM258 186V185H257ZM262 186V185H261ZM97 187V186H96ZM106 187V186H104ZM132 187V186H130ZM129 187V188H130ZM146 187V186H145ZM150 187V189L152 188ZM200 187V186H199ZM211 187V186H210ZM264 187V186H263ZM94 188H95V185H94ZM93 188V189H94ZM99 188V187H98ZM107 188V187H106ZM112 188V187H111ZM111 188L108 192V194H106V196L109 195V197H113L111 195ZM115 187H113L112 189H114ZM120 188V189H121ZM127 188V187H126ZM147 188V189H148ZM203 188V186H202ZM214 188H216L214 186ZM219 188V186H218ZM262 189V187H260ZM116 188L114 189L117 190ZM119 189V190H120ZM154 189V188H153ZM168 189V188H166ZM197 190L199 188H196ZM201 189V188H200ZM199 191H202L200 190ZM106 190V189H104ZM122 190V189H121ZM121 190L119 191V193L121 192ZM159 190V189H158ZM205 190V189H204ZM218 190V189H217ZM221 190V189H220ZM169 191V190H167ZM198 191V193H199ZM259 191V190H258ZM264 191V189H263ZM166 192V191H165ZM170 192V191H169ZM115 193V192H113ZM168 193V192H167ZM216 193V192H215ZM118 194V193H117ZM163 194V192H162ZM200 195L201 192L199 193ZM205 194V193H204ZM218 194V193H217ZM173 195V194H172ZM114 196H117L116 194H114ZM120 196V195H119ZM119 196H117L119 198ZM117 197H113L114 198H117ZM108 198V197H106ZM121 200V198H120ZM112 203V201H110ZM116 202V201H115ZM255 204V203H254ZM117 205V204H115ZM257 206V205H256ZM117 207V206H116ZM258 207V206H257ZM255 207V208H257ZM112 208V207H111ZM254 208V206H253ZM260 208V207H259ZM258 209V208H257ZM263 209V208H262ZM261 209V210H262ZM118 211V210H116ZM252 211V210H251ZM255 211V209H254ZM254 211H253V214H254ZM51 212V210H50ZM22 213L23 215H26V217L28 218V221L30 222V224H33L34 225V229L31 227L29 228V232L26 230V234H28V238L27 236L26 237V241H21L23 239H20L22 237V233L24 232H20L22 231V227L20 229L19 227V234L21 235L19 238H17V240H14L11 236V234L13 233V229L12 227L14 226V228H16V224L18 223V214ZM47 213V212H46ZM150 213V212H149ZM250 213V212H249ZM264 213V212H263ZM21 215V214H20ZM231 215V214H230ZM229 215V216H230ZM252 215V213L250 214ZM137 216V215H136ZM170 216V215H169ZM228 216V217H229ZM232 216V215H231ZM138 217V216H137ZM145 217V216H143ZM149 218V216H147ZM146 217V218H147ZM157 217V216H156ZM156 217L153 218L151 216V219H155L156 220ZM174 217V216H173ZM133 218V217H132ZM136 218V217H135ZM160 219V217H157V219ZM166 218V217H165ZM164 218V219H165ZM231 220L232 218L229 217ZM253 220L251 221L250 224H252V230H251V233L252 234H255L254 237H257V240L260 239L261 242H264L263 238H262V234H259V231L258 229L260 227H264V214H262V212L260 210H257L255 211V216L254 217H251ZM250 218V219H251ZM1 219V218H0ZM150 219V218H149ZM162 219L161 218V222H162ZM169 219V218H168ZM175 219V218H174ZM154 220V221H155ZM173 220V219H172ZM171 218L168 220V221H172ZM177 220V219H176ZM187 220V219H186ZM40 221L42 223H40ZM137 222V220H135ZM134 221V222H135ZM152 221V220H150ZM149 221V222H150ZM223 221V219H222ZM28 222V223H29ZM133 222V223H134ZM135 222V223H136ZM153 222V221H152ZM150 222V223H152ZM157 222H160V220H158ZM157 222H153V225L155 226L154 223H157ZM166 222V220H165ZM180 222V223H179ZM179 222H175L178 223L181 225V222L183 223V225H186L187 223L183 222V221H180ZM189 222V220L187 221ZM250 222V221H249ZM129 223V222H128ZM167 223H170V222H167ZM174 223V224H175ZM185 223V224H184ZM62 224H64V222H62ZM131 224V223H130ZM137 224V223H136ZM171 224V223H170ZM190 224V223H189ZM187 224L186 227L189 225ZM198 224V225H196ZM20 225V224H19ZM18 225V226H19ZM158 225V223L156 224V226ZM191 228H193L195 230V228L197 230L199 235H201L202 239H204L205 242H200L201 240H198L199 242L196 244H203L206 243L207 246H205V249H208L209 246L213 248V251H217L219 253V255L223 256L224 255V259L225 258H228L230 260V262H228L227 260L228 259H225L228 263L230 264H264V247L262 246L261 248L258 249L259 253H260V260H257L255 258L257 257H253V254H250L252 255V257L250 258L247 257L246 254H244V251L240 250L239 247L236 248L234 244L232 243H229L227 241L222 240V239H219L217 238L213 233H212V230L210 229L211 226H208L209 224L205 223V222H201L200 224L197 223L195 221V224H190ZM65 226V225H64ZM63 226V228H64ZM152 226V224H151ZM150 226V227H151ZM161 226V224L159 225ZM158 226V228H159ZM130 227V226H129ZM153 227V226H152ZM183 227V226H182ZM156 228V227H155ZM185 228V227H184ZM189 228V227H188ZM65 229V228H64ZM63 229V230H64ZM190 229V228H189ZM188 229V230H189ZM227 229V228H226ZM225 229V230H226ZM18 230H15L18 232ZM25 231V229H23ZM187 230V229H186ZM187 230V231H188ZM192 229H190L191 231ZM46 231V230H45ZM155 231V230H154ZM65 232V231H64ZM195 232V233H197ZM15 233V232H14ZM52 233V232H51ZM56 233V232H55ZM25 234V235H26ZM49 234V235H48ZM190 235V234H189ZM198 235V236H199ZM15 236V235H14ZM194 236V235H193ZM18 237V236H17ZM67 237V236H66ZM65 237V238H66ZM219 237V236H218ZM252 237V236H251ZM200 238V236L198 237V239ZM20 239V240H18ZM224 241V242H223ZM47 242V241H46ZM197 242V241H196ZM62 243V242H61ZM64 243H67L66 247L64 248H68V249H73L74 247V242L70 241L68 238L66 239V242L64 240ZM55 244V243H54ZM53 244V245H54ZM236 244V243H235ZM52 245V246H53ZM260 245V244H259ZM57 246V245H56ZM62 246H64V244H62ZM234 246V247H233ZM238 246H240L238 244ZM256 246V245H255ZM55 247V246H54ZM60 247V246H59ZM56 250V253L61 251V248L60 247ZM188 247V246H187ZM186 247V248H187ZM191 247V246H190ZM200 248H204L202 247V245H199ZM260 247V246H259ZM178 248V247H177ZM193 248V247H192ZM191 248V249H192ZM196 248H198L196 246ZM195 248V249H196ZM211 248V249H212ZM235 248V249H234ZM241 248V247H240ZM53 249V248H52ZM55 249V248H54ZM199 249V248H198ZM198 249L194 250V251H197ZM238 249V250H237ZM49 250V249H48ZM64 250V249H63ZM176 250V249H175ZM185 250V249H184ZM183 250V251H184ZM193 250L191 251L190 248L188 250L187 248V251H185L184 253L180 252L181 255L180 257H177L176 258V263L175 264H190V258L192 256V253L194 252ZM215 251V252H216ZM48 252V251H46ZM178 252V251H177ZM216 252V254H217ZM54 252V256H56V254ZM70 253V251H69ZM258 253V252H257ZM256 253V254H257ZM45 257H44V255ZM51 255V254H50ZM194 255V253H193ZM59 255H57V258H58ZM63 256V255H62ZM226 256V257H225ZM255 256V255H254ZM258 257V258H259ZM175 259V258H174ZM61 260V261H60ZM77 260V259H76ZM102 260V259H101ZM90 262V261H89ZM85 263V262H83ZM97 263H101L100 261L97 262ZM69 264V263H68Z\"/></svg>","mask_w":264,"mask_h":264}]
</instances>
